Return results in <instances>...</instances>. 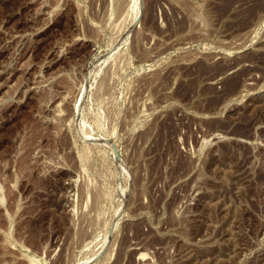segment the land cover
I'll list each match as a JSON object with an SVG mask.
<instances>
[{
	"label": "rangeland",
	"instance_id": "374dc122",
	"mask_svg": "<svg viewBox=\"0 0 264 264\" xmlns=\"http://www.w3.org/2000/svg\"><path fill=\"white\" fill-rule=\"evenodd\" d=\"M0 264H264V0H0Z\"/></svg>",
	"mask_w": 264,
	"mask_h": 264
}]
</instances>
